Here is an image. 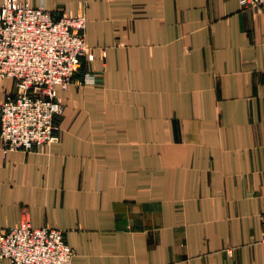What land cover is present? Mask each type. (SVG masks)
Returning a JSON list of instances; mask_svg holds the SVG:
<instances>
[{"label": "crops", "instance_id": "obj_1", "mask_svg": "<svg viewBox=\"0 0 264 264\" xmlns=\"http://www.w3.org/2000/svg\"><path fill=\"white\" fill-rule=\"evenodd\" d=\"M26 1L54 18L84 10L92 58L56 87L57 142L0 140V236L26 213L63 230L71 264H264V12Z\"/></svg>", "mask_w": 264, "mask_h": 264}, {"label": "built area", "instance_id": "obj_2", "mask_svg": "<svg viewBox=\"0 0 264 264\" xmlns=\"http://www.w3.org/2000/svg\"><path fill=\"white\" fill-rule=\"evenodd\" d=\"M246 3L264 12V0ZM86 24L84 10L54 18L42 5L0 1V81L15 82L0 102L5 152L39 150L59 140L63 103L56 87L68 84L82 56L92 58ZM73 253L62 229L36 227L26 213L0 236V258L11 264H71Z\"/></svg>", "mask_w": 264, "mask_h": 264}, {"label": "trees", "instance_id": "obj_3", "mask_svg": "<svg viewBox=\"0 0 264 264\" xmlns=\"http://www.w3.org/2000/svg\"><path fill=\"white\" fill-rule=\"evenodd\" d=\"M82 57H83V56H82ZM82 57L80 58V64H81V62H82V60H83ZM79 67H80V66H79ZM76 72H77V71H76Z\"/></svg>", "mask_w": 264, "mask_h": 264}, {"label": "rangeland", "instance_id": "obj_4", "mask_svg": "<svg viewBox=\"0 0 264 264\" xmlns=\"http://www.w3.org/2000/svg\"><path fill=\"white\" fill-rule=\"evenodd\" d=\"M79 69V68H78Z\"/></svg>", "mask_w": 264, "mask_h": 264}]
</instances>
